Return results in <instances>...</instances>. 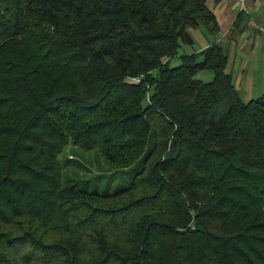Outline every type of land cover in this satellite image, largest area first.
Masks as SVG:
<instances>
[{
  "label": "trees",
  "instance_id": "obj_1",
  "mask_svg": "<svg viewBox=\"0 0 264 264\" xmlns=\"http://www.w3.org/2000/svg\"><path fill=\"white\" fill-rule=\"evenodd\" d=\"M190 28L205 0H0V264H264V93Z\"/></svg>",
  "mask_w": 264,
  "mask_h": 264
},
{
  "label": "crops",
  "instance_id": "obj_2",
  "mask_svg": "<svg viewBox=\"0 0 264 264\" xmlns=\"http://www.w3.org/2000/svg\"><path fill=\"white\" fill-rule=\"evenodd\" d=\"M213 12L214 35L201 28H190L192 44L181 52L199 51L210 42H220L226 50V71L244 100L264 93V0H205ZM182 46V45H181Z\"/></svg>",
  "mask_w": 264,
  "mask_h": 264
},
{
  "label": "rangeland",
  "instance_id": "obj_3",
  "mask_svg": "<svg viewBox=\"0 0 264 264\" xmlns=\"http://www.w3.org/2000/svg\"><path fill=\"white\" fill-rule=\"evenodd\" d=\"M185 46H188V45H186L185 43H182L180 50H182L183 47ZM195 76L202 80H210L212 78V72L209 69H202V70H199ZM68 156L78 159L84 167H87V168L89 167V169L92 170V172H95L97 165L100 168L107 167L103 156L97 151H95L94 149L77 148L75 152H72V150L68 151ZM75 167L78 168L76 164H75ZM83 170H84L83 167L79 166L78 172L84 173L83 175L87 176L88 173H85V171ZM133 170L134 168L131 166L123 168L120 171V173H117L119 177L116 176V180L119 178L120 179L122 178L124 182L127 183L131 177V174L133 173ZM113 182H118V181H113Z\"/></svg>",
  "mask_w": 264,
  "mask_h": 264
},
{
  "label": "built area",
  "instance_id": "obj_4",
  "mask_svg": "<svg viewBox=\"0 0 264 264\" xmlns=\"http://www.w3.org/2000/svg\"><path fill=\"white\" fill-rule=\"evenodd\" d=\"M257 28L264 33V25H258Z\"/></svg>",
  "mask_w": 264,
  "mask_h": 264
}]
</instances>
